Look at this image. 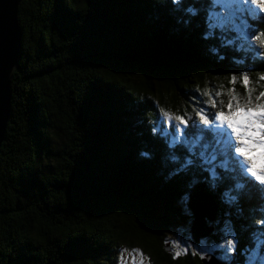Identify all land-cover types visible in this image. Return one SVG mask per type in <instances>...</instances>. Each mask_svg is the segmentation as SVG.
<instances>
[{"label":"trees","instance_id":"obj_1","mask_svg":"<svg viewBox=\"0 0 264 264\" xmlns=\"http://www.w3.org/2000/svg\"><path fill=\"white\" fill-rule=\"evenodd\" d=\"M17 17L22 51L0 145V264H121L125 248L146 264H202L193 248L173 258L172 244L196 245L183 196L198 192L216 201L213 233L217 220L232 222L231 264H244L240 250L264 205L245 198L225 215L197 170L169 174L151 127L159 108L191 113L205 99L197 88H227L233 72L247 71L259 91L264 58L223 48L220 60L209 50L220 42L202 38V16L182 25L163 0H23ZM248 22L264 31V18Z\"/></svg>","mask_w":264,"mask_h":264},{"label":"snow or ice","instance_id":"obj_2","mask_svg":"<svg viewBox=\"0 0 264 264\" xmlns=\"http://www.w3.org/2000/svg\"><path fill=\"white\" fill-rule=\"evenodd\" d=\"M163 7L185 26L202 16V38L220 42L219 47L209 49L220 60L225 59L220 54L223 48H234L237 53L252 52L254 58H264V31L253 29L248 22L249 17L264 18V0H163ZM235 63L243 64L244 60L237 59ZM225 79L227 88L223 84L216 89L206 86L201 91L197 88L205 99L198 101L191 113L174 114L159 108L160 118L152 123L151 132L153 136L158 135L165 146L162 163L169 174L175 176L197 170L204 183L212 190H219L227 215L228 210L245 198L256 199L264 205V83H261L264 73L257 75L259 91L247 71L240 72L239 76L233 72ZM237 83L244 90L243 96L237 91ZM198 182L194 177L188 187ZM189 198L187 193L183 196L185 205ZM261 211L264 212V207ZM184 213L192 216L187 206ZM255 223L259 228L251 231L248 244L240 250L244 264H264V216ZM216 228L218 231L213 235L219 239L206 238L210 241L207 246H204L206 241L201 240L198 245L188 243L181 247L183 241L174 240L172 244L177 250L173 258L193 248L192 255H199L202 260L217 254L218 260L231 264L239 243L237 234L229 219H224L222 225L217 220ZM121 254L140 256V264H143L139 249L125 248Z\"/></svg>","mask_w":264,"mask_h":264},{"label":"water","instance_id":"obj_3","mask_svg":"<svg viewBox=\"0 0 264 264\" xmlns=\"http://www.w3.org/2000/svg\"><path fill=\"white\" fill-rule=\"evenodd\" d=\"M23 0H0V145L4 139L10 116L13 70L18 65L22 51V30L18 24V7ZM192 213L190 236L196 245L214 232L212 222L217 217V204L213 195L198 192L191 195L187 204ZM166 250H169L168 246ZM202 264H229L212 255L201 259Z\"/></svg>","mask_w":264,"mask_h":264},{"label":"rangeland","instance_id":"obj_4","mask_svg":"<svg viewBox=\"0 0 264 264\" xmlns=\"http://www.w3.org/2000/svg\"><path fill=\"white\" fill-rule=\"evenodd\" d=\"M180 238V237H179ZM174 240V238H173ZM143 264H146V259L143 256ZM141 261V257L140 256H136L135 258L131 257V256H122L121 254V264H140Z\"/></svg>","mask_w":264,"mask_h":264},{"label":"bare ground","instance_id":"obj_5","mask_svg":"<svg viewBox=\"0 0 264 264\" xmlns=\"http://www.w3.org/2000/svg\"><path fill=\"white\" fill-rule=\"evenodd\" d=\"M98 167V166H97ZM26 255V254H25Z\"/></svg>","mask_w":264,"mask_h":264}]
</instances>
